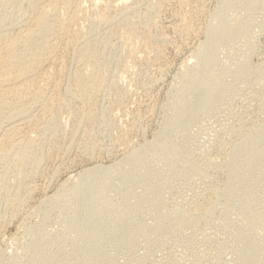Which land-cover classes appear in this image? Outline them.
<instances>
[{
  "label": "rangeland",
  "instance_id": "rangeland-1",
  "mask_svg": "<svg viewBox=\"0 0 264 264\" xmlns=\"http://www.w3.org/2000/svg\"><path fill=\"white\" fill-rule=\"evenodd\" d=\"M50 1L38 0V11L30 7L29 0H23L20 6L0 5V16L6 19V27H0V31L4 30L7 37L21 34L20 28L46 9L53 31L45 39H34L38 40V53L55 54L41 76L35 78L46 94L32 104L29 117L20 121L25 130L15 137L16 146L8 132L11 122L4 125L6 119L0 118V264H31L36 257L29 255V247L41 232L54 247L52 255H60L61 244L67 264L76 262L74 237H68L64 230L73 225L78 205L73 196L58 205L52 199L76 186L85 171L113 166L139 150L144 160L137 161L136 167L142 165L137 170L146 169L143 174L142 169L136 172L137 181L128 185L131 191L121 175L104 180L110 208L106 211L115 213L107 218L105 237L92 241L93 246L89 243L83 255H91L93 264H110L112 255L113 264H252L251 256L255 254L258 264H264V162L256 170L249 190L251 199H247L243 183L237 188L228 184L233 151L248 134L264 130L263 3L253 8L249 0H100L97 4L94 0H58L55 6ZM217 11L223 16L226 13L232 29L236 27L232 39L221 38L215 43L214 65L218 67L210 68L219 72L227 66L228 73L223 76L227 92L220 102L205 107V112L196 102L193 108L199 112L179 126L174 114L182 74L185 66L195 64L197 52L205 48L207 28ZM19 48V55H31L23 44ZM34 122H43L41 132H37ZM152 143L159 146L158 152L147 150ZM21 148L27 161L20 159ZM179 148L185 157L176 152ZM169 156H175L181 166L171 167L167 162V167ZM146 171L152 183L142 179ZM240 171L238 164L231 166L232 174ZM152 184L159 192L155 199L149 195ZM125 200L127 206L130 204L132 236L123 230L129 219L121 224L115 219L124 210ZM207 203L213 208L208 216L203 206ZM188 214L196 217L195 222L176 223L177 217ZM254 218L260 219L263 226L251 222ZM159 225H164L160 233L156 232ZM86 256L81 257V263H91ZM106 258L109 261L105 262Z\"/></svg>",
  "mask_w": 264,
  "mask_h": 264
},
{
  "label": "bare ground",
  "instance_id": "bare-ground-1",
  "mask_svg": "<svg viewBox=\"0 0 264 264\" xmlns=\"http://www.w3.org/2000/svg\"><path fill=\"white\" fill-rule=\"evenodd\" d=\"M23 0H0V5L1 6H5L6 3L11 4V3H16L17 5H19L20 3H22ZM43 1V0H42ZM58 0H53L50 1L51 6H55L57 4ZM92 1V0H90ZM95 4L99 3L100 0H94ZM234 3V1H232ZM236 2V0H235ZM250 4H252L254 6H257L261 3L264 4V0H249ZM28 3V2H27ZM30 3V7L32 9H37V11L39 10V8H37V3L39 5L38 0H29ZM41 3V2H40ZM103 3V2H102ZM118 3V2H117ZM121 3V2H120ZM118 3V4H120ZM227 3H229L227 1ZM231 3V6L232 4ZM42 4V3H41ZM49 4V5H50ZM262 4V6H264ZM21 5V4H20ZM19 5V6H20ZM230 5V4H229ZM7 6V5H6ZM251 6V5H250ZM260 6V5H259ZM233 7V6H232ZM258 7V6H257ZM261 7V6H260ZM30 8V9H31ZM225 7H223L224 9ZM254 8V7H253ZM29 10V9H28ZM27 11V10H26ZM49 11V9H48ZM223 12V10H221ZM220 11V12H221ZM33 12V11H32ZM215 13V15L212 17L209 26H208V38L206 39V43L204 44L205 48L202 49V51L200 53L197 52V56L194 58L195 59V64L191 65V66H185V71L182 74V88L180 90L179 93V99L176 105V110H175V114H174V120L176 121V123L181 126L186 120L193 118L198 112L197 110H194V104L197 102V107H202L203 111L205 112L204 109L207 108H211L213 105H215L216 103L220 102V100L222 98H224V95H226L225 93L226 91V87H225V81L224 77H226V70H227V66L226 69L224 67V70L220 69L221 71L219 72H213L211 71L213 69V67H211L212 65L216 64L215 62V52H214V45L215 43L221 39V38H226L225 40H230L234 37V34H232L233 31H235L236 27L234 29H232L231 25L232 22L230 23L229 20H227V18H225V15L223 16L221 13ZM56 13V12H55ZM62 13V12H61ZM224 13V12H223ZM54 14V13H53ZM28 15V14H27ZM33 15V14H32ZM37 15V13H36ZM125 16V15H124ZM27 17V16H26ZM32 17V16H31ZM35 17V16H34ZM46 9H41L40 12H38L37 17L31 22L30 25L28 23V25L26 24L25 26H21L22 29L20 28V32L21 34H19L16 37H7V33L3 32L4 30L0 31V118H3L2 121H4V118L6 119V121L4 122V125L6 123L12 124V126H8L10 127V129L8 130V132L10 133L9 135L12 136V138L14 137V144L16 142H18V138L15 141V137L20 136L22 134V131L25 130V128H23L25 126H22L23 123H21L20 121L25 118V116L27 115L30 110H32L33 105H36V102H38L40 100V98L42 99V97L44 96L45 90H43L42 88L38 87L37 81L38 79H35L36 76L39 78L41 76V73L44 71L45 69V65L48 64V62H52L54 60V56L55 54H51L48 53L46 54V52H43V54L38 53V48L36 47L37 41L36 39H34V37H40L41 40L45 39L49 34L52 33L53 31V27L52 25L49 24V20L46 18ZM23 19V18H22ZM5 17L2 15V17L0 16V27L2 28L3 24L5 23ZM23 21V20H22ZM18 22V21H17ZM27 22V21H26ZM57 22V21H56ZM235 22H233L234 24ZM12 25V24H11ZM16 25V23L14 24ZM21 25V24H20ZM231 25V26H230ZM236 25V24H234ZM4 27V26H3ZM6 27V26H5ZM4 27V28H5ZM11 27V26H10ZM17 27V26H16ZM234 27V26H233ZM0 28V29H1ZM56 29V27H55ZM3 36V37H2ZM12 36V35H11ZM47 40V39H46ZM87 40V39H86ZM223 40V39H222ZM48 43V42H47ZM46 43V46H47ZM21 44H23L26 48V50L28 51V53H31L30 56H28V58L26 56L23 55H19V52L17 51V47L18 49L19 46H21ZM44 45V44H43ZM57 47V46H56ZM24 48V49H25ZM46 48V47H45ZM52 48V47H51ZM23 49V50H24ZM47 49V48H46ZM37 50V52H36ZM56 53V52H55ZM59 53V52H58ZM47 55V56H46ZM59 55V54H58ZM57 56V54H56ZM51 64V63H49ZM192 64V63H191ZM215 66V65H214ZM88 67V66H87ZM218 67V66H215ZM214 67V68H215ZM85 68V67H84ZM211 68V70H210ZM216 69V68H215ZM219 69V68H217ZM230 69V68H228ZM52 71V70H51ZM50 71V72H51ZM232 72L231 69L229 71V73ZM236 73V72H235ZM225 74V76H224ZM239 75V71L238 74ZM83 76V75H82ZM224 76V77H223ZM44 77V75H43ZM86 78V77H85ZM60 79V77H59ZM49 81V80H48ZM41 86V85H40ZM42 87V86H41ZM47 87V86H46ZM55 87V86H54ZM68 92V91H67ZM71 92V91H70ZM69 92V93H70ZM55 93V92H54ZM60 93V92H59ZM58 94V93H57ZM72 95V94H71ZM69 98V97H68ZM73 98V97H72ZM58 99V98H57ZM45 100V99H44ZM76 101V100H75ZM40 102V101H39ZM48 102V101H47ZM79 102V100H78ZM33 104V105H32ZM39 104V103H38ZM37 104V105H38ZM32 105V106H31ZM45 106V105H44ZM53 106V105H51ZM51 106H49L48 111H50ZM56 106V105H54ZM54 106L52 108H54ZM35 107V106H34ZM47 107V106H46ZM196 108V107H195ZM196 108V109H198ZM44 109V108H43ZM34 110V109H33ZM54 111V110H52ZM33 112V111H32ZM42 112V110H41ZM46 112V111H45ZM48 112V113H49ZM45 114V113H44ZM52 113H50L51 115ZM46 115L47 112H46ZM43 116V115H42ZM21 118V119H20ZM27 118V117H26ZM31 118V117H30ZM47 118V117H46ZM44 117V121L46 119ZM49 118V117H48ZM20 119V120H18ZM28 119V118H27ZM36 119V118H35ZM34 119V120H35ZM41 121H42V117H40ZM54 119V118H53ZM18 120V121H17ZM31 120V119H30ZM29 120V122H30ZM27 121V120H25ZM32 121V120H31ZM36 121V120H35ZM40 121V120H39ZM55 121V120H54ZM17 122H20L19 124H17ZM33 123V122H31ZM35 123V122H34ZM37 123V122H36ZM35 123V124H36ZM43 123V122H41ZM41 123H37L36 127H37V132H41V128L42 125ZM1 124V123H0ZM28 124V123H27ZM55 124V123H54ZM3 125V126H4ZM32 126H35L33 124H31ZM29 126V125H28ZM26 126V127H28ZM41 126V127H40ZM45 126V125H44ZM51 126V125H50ZM49 126V127H50ZM2 127V126H1ZM5 127V126H4ZM31 127V126H30ZM35 127V128H36ZM47 127V126H46ZM33 128V127H32ZM60 128V127H59ZM1 129V128H0ZM6 129V128H5ZM31 129V128H30ZM28 129V130H30ZM43 129V128H42ZM7 130V129H6ZM33 128V132H34ZM46 130V129H45ZM49 131V130H48ZM54 131V130H53ZM57 131V130H56ZM55 131V132H56ZM7 132V131H6ZM7 132V135H8ZM27 132V131H26ZM24 134V131H23ZM33 134V133H31ZM57 134V133H55ZM4 135V134H3ZM8 135V136H9ZM48 135V134H47ZM2 136V135H1ZM5 136V135H4ZM22 136V135H21ZM31 136V135H30ZM55 136V135H54ZM169 136V135H168ZM167 136V137H168ZM50 137V136H49ZM170 137V136H169ZM6 138V137H5ZM12 138H8L10 140H12ZM20 138V137H19ZM46 138V137H45ZM7 139V140H8ZM22 139V138H21ZM62 139V138H61ZM172 139V137H171ZM171 139H169L171 141ZM20 140V139H19ZM33 141V140H32ZM21 142V141H20ZM19 142V143H20ZM57 142V141H56ZM172 142V141H171ZM169 142V143H171ZM1 143V142H0ZM9 143V145H10ZM22 143V142H21ZM25 143V142H24ZM31 143V142H30ZM29 143V144H30ZM33 143V142H32ZM53 143V142H52ZM167 143V139L166 142L164 143L166 145ZM8 144V143H7ZM18 144V143H16ZM51 144V143H50ZM8 145V147H9ZM26 145V144H25ZM16 146V145H15ZM14 146V147H15ZM29 146V145H28ZM33 146V145H32ZM52 146V145H51ZM55 146V145H54ZM149 146V145H148ZM18 147V146H17ZM27 147V146H25ZM31 147V146H29ZM145 147V146H144ZM143 147V149H144ZM168 147V146H167ZM1 148V147H0ZM24 148V147H23ZM2 149V148H1ZM14 149V148H13ZM22 149V148H21ZM20 149V150H21ZM25 149V148H24ZM27 149V148H26ZM25 149V150H26ZM31 149V148H30ZM38 149V148H37ZM58 149V148H57ZM140 149V148H139ZM159 146L155 143H152L150 145L149 148H147V150L150 153H156L159 151ZM10 150V149H9ZM40 150V149H39ZM8 151V150H7ZM19 151V149H18ZM31 151V150H30ZM29 151V152H30ZM37 151V150H36ZM35 151V152H36ZM2 152V151H1ZM11 152V151H10ZM9 152V153H10ZM147 152V151H146ZM147 152V153H149ZM176 152L178 154H180L181 156L185 157L184 152L182 151V148H179L176 150ZM50 153V152H49ZM15 154L17 155V153L15 152ZM18 154L21 156L20 159H23L24 154H26V152L22 149V151L18 152ZM146 154V153H145ZM4 155V154H3ZM10 154H8L9 156ZM18 155V156H19ZM31 155V154H30ZM144 154L142 153L141 150L139 151H135L133 153H131L129 156L126 155V158L124 160H121V162L114 164L113 166L110 167H105V168H93L91 170L85 171L84 173H82L79 177V180L77 182V185L74 186L72 189L70 190H66L63 191V193L60 195H56L53 199L52 202L55 205H58V203L63 202L64 200L67 199H71L72 200V196L74 197V201L75 203L78 205V211L76 213L73 214L72 216V223L73 225L71 227H69L68 229L64 230L66 232H64L68 237L71 236L74 237L73 241H72V245L74 244L75 248L73 249V254H75L77 256V261L74 262L73 264H84L82 262H80L81 257H84L86 255H83L85 252V248L88 247L89 243H91L92 245V241L99 239L100 237H102V235H104L107 232V228H106V221L107 218H109L111 215L110 213L112 211H109L110 213H108L106 211V209H110L107 206L108 202H107V197L105 196V192L106 187L104 185V180L107 177H113L116 175H121L125 184L131 185L134 184L136 180L135 174L137 172L138 174V167H136V164L138 163V160L143 159L142 156ZM5 156V155H4ZM7 156V154H6ZM40 156V155H39ZM10 157V156H9ZM14 157V156H13ZM25 157V156H24ZM33 157V156H32ZM31 157V158H32ZM144 157V156H143ZM19 158V157H18ZM27 158V157H26ZM37 158V157H36ZM51 158V157H50ZM3 159V158H2ZM5 159V158H4ZM16 159V158H15ZM25 159V158H24ZM23 159V160H24ZM39 159V158H38ZM43 159V158H42ZM7 160V159H6ZM5 160V161H6ZM17 160V159H16ZM22 160V161H23ZM26 160V159H25ZM144 160V159H143ZM142 160V161H143ZM8 161V160H7ZM10 161V160H9ZM8 161V162H9ZM20 161V160H19ZM18 161V163H19ZM27 161V160H26ZM29 161V160H28ZM32 161V160H31ZM30 161V162H31ZM36 161V160H35ZM41 161V160H40ZM142 161H139L142 162ZM10 162H13L12 160ZM144 164L146 163V161H143ZM142 162V164H143ZM167 165L169 162L170 166H179L180 162L179 160L174 156H169L166 158L165 160ZM264 162V130L261 129L260 131H258L256 134H248V136L246 137V139L244 140L243 144L241 146H239L237 149H235L232 153V158L230 161V164L228 166V173H229V180H228V184L232 187V188H237L239 186L240 183L244 184V188L246 190V196L247 199H251L250 194H249V190L252 186L253 180L256 178V170L262 165V163ZM5 163V162H4ZM16 163V162H15ZM17 163V164H18ZM16 164V165H17ZM33 164V163H32ZM147 164V163H146ZM234 164H238L241 167V171L239 172V174H232L231 173V166ZM1 165V163H0ZM19 165V164H18ZM15 166V167H18ZM20 166V165H19ZM25 166V165H24ZM38 166V165H36ZM142 166V165H141ZM140 166V167H141ZM169 165H167L168 167ZM169 166V167H170ZM181 166V165H180ZM11 167V166H10ZM22 167V166H20ZM38 168V167H37ZM129 168V169H128ZM149 168V167H148ZM18 169V168H17ZM21 168H19L20 170ZM142 169V174H143V169L145 170L146 168H141ZM141 169L139 172H141ZM7 170V169H6ZM13 170V169H12ZM26 170V169H25ZM58 170V169H57ZM8 171V170H7ZM148 171V170H147ZM144 172V178H146L147 180L151 181V178L149 177V171L148 172ZM24 172V171H23ZM34 172V171H33ZM32 172V173H33ZM146 173V174H145ZM148 173V174H147ZM154 173V172H153ZM5 174V172H4ZM10 174V173H8ZM29 174V173H28ZM140 174V173H139ZM14 175V174H13ZM18 175V174H17ZM24 175V174H23ZM36 175V174H35ZM141 175V174H140ZM151 175H153L151 173ZM150 175V176H151ZM5 176V175H4ZM9 176V175H8ZM27 176V175H26ZM138 176V175H137ZM154 176H156L154 174ZM22 177V176H21ZM20 177V178H21ZM152 177V176H151ZM138 178V177H137ZM140 178V177H139ZM155 178V177H154ZM142 179L140 180L142 183H144L142 181ZM147 180H145V182H147ZM156 180V178H155ZM4 181V180H2ZM1 181V182H2ZM11 181V180H9ZM139 181V180H138ZM149 181V183H150ZM157 181V180H156ZM19 182V181H18ZM22 182V181H21ZM50 182V181H49ZM154 182V181H153ZM148 183V182H147ZM152 183V181H151ZM150 183V184H151ZM1 184V183H0ZM3 184V183H2ZM1 184V185H2ZM146 184V183H145ZM144 184V185H145ZM24 185V184H23ZM22 185V186H23ZM156 185V184H155ZM154 184L151 185V188L149 187V189L152 190V194H149L150 196H152L154 198V196L156 194H159V192H157L156 190V186ZM20 186V185H19ZM21 186V187H22ZM147 187V186H146ZM147 187V189H148ZM17 188V187H16ZM31 188V187H30ZM3 189V188H2ZM18 189V188H17ZM21 189V188H19ZM131 188L128 186V190H130ZM30 191V190H29ZM128 191V192H129ZM219 191V190H218ZM2 192V191H0ZM67 192L71 193L72 195H68ZM147 192V191H146ZM57 193V192H56ZM123 193V192H122ZM125 193V192H124ZM132 193V192H131ZM129 193V194H131ZM151 193V192H149ZM3 194V193H2ZM105 194V195H104ZM133 196L135 197V193H132ZM135 194V195H134ZM146 194V193H145ZM217 194V192H216ZM7 195V194H6ZM21 195V194H20ZM123 195V194H122ZM121 195V197H122ZM125 195V194H124ZM123 195V196H124ZM147 195V194H146ZM148 195V197H149ZM24 196V195H23ZM22 196V197H23ZM130 195L128 198L131 199ZM159 196V195H158ZM21 197V196H20ZM126 197V196H125ZM157 197V195H156ZM219 197V196H218ZM224 197V192L220 189V198ZM9 198V197H8ZM12 198V196H11ZM123 198V197H122ZM125 198V199H128ZM133 198V197H132ZM146 198V197H145ZM124 199V198H123ZM123 199H120L121 202L123 201ZM128 199V200H129ZM138 199V196H137ZM144 199V198H143ZM155 199V198H154ZM153 199V200H154ZM158 200V198H156ZM8 200V199H7ZM11 200V199H10ZM17 200V199H16ZM51 200V199H50ZM119 200V202H120ZM136 200V199H134ZM140 200V198H139ZM139 200H137L139 202ZM152 200V201H153ZM160 200V197H159ZM145 201V200H144ZM148 202L150 200H147ZM134 202V201H132ZM137 202V204H138ZM148 202H144V203H148ZM155 200L152 202L154 205ZM27 203V202H26ZM52 203V204H53ZM129 203V202H128ZM140 203H143L140 202ZM151 203V201H150ZM158 203V202H157ZM155 203V205L157 204ZM160 203V202H159ZM52 204H50L49 206L52 208ZM53 204V205H54ZM120 204V203H119ZM135 204V203H134ZM149 204V203H148ZM161 204V203H160ZM159 204V206H160ZM9 205V204H8ZM18 205V204H17ZM127 200H125L123 202V207L124 210L122 209L119 210L121 211L119 215H117V217H115L116 221L120 222L126 220L129 217V206H127ZM146 205V204H145ZM151 205V204H149ZM228 205H230V203H228ZM121 206V205H120ZM119 206V207H120ZM144 206V205H142ZM147 206V205H146ZM157 206V205H156ZM203 206H205V209L207 210V216L211 214L212 212V207L210 203L207 204H203ZM57 207V206H56ZM131 207H133V205H131ZM138 208V205L136 206ZM161 207V206H160ZM54 210H56L55 206L53 207ZM59 208V207H58ZM122 208V207H121ZM135 208V206L133 207ZM142 208V207H141ZM12 209V208H11ZM27 209V208H26ZM36 209V208H35ZM98 210V211H94ZM119 209V208H118ZM131 209V208H130ZM140 209V208H138ZM159 208H157L158 211ZM161 209V208H160ZM159 209V210H160ZM21 210V209H20ZM25 210V209H24ZM52 211V210H51ZM118 211V210H117ZM118 211V212H119ZM162 211V210H161ZM13 212V211H12ZM20 213V212H19ZM113 215L115 212H112ZM111 213V214H112ZM117 213V212H116ZM11 214V213H10ZM21 214V213H20ZM158 214H160L158 212ZM156 214V215H158ZM49 215V214H48ZM112 215V216H113ZM176 215V214H175ZM160 216V215H159ZM174 216V215H172ZM179 216V215H177ZM175 217V216H174ZM45 218V217H44ZM48 218V216H47ZM45 218V219H47ZM111 218V217H110ZM113 218V217H112ZM130 218V217H129ZM128 218V219H129ZM156 218V217H155ZM173 218V217H171ZM170 218V219H171ZM178 218V219H177ZM177 218H173L174 220L177 219L176 223L178 222V224H181L183 221L187 220L190 222H195L194 219H196V217L194 218L191 214H188L186 216H181V217H177ZM260 218V217H259ZM44 219V220H45ZM114 219V218H113ZM49 220V219H48ZM172 220V219H171ZM6 222V221H5ZM48 222V221H47ZM159 222V221H157ZM175 222V221H174ZM172 222V223H174ZM251 222H254L255 224H257V226H263V224L261 223L260 219H255ZM3 223V222H2ZM46 224V222H45ZM42 225V224H40ZM44 225V222H43ZM42 225V226H43ZM41 226V227H42ZM133 226L131 219H129V224L127 226V228L123 229L124 230V234H128L131 235L129 233L130 228ZM164 225H159L158 229L156 230V232L160 233L164 230L163 228ZM173 226V224H172ZM175 226V225H174ZM1 227V226H0ZM46 227V226H45ZM44 227V228H45ZM264 227V226H263ZM2 228V227H1ZM157 228V227H156ZM43 229V228H42ZM37 230V229H36ZM122 230V231H123ZM38 231H41L40 229ZM37 231V232H38ZM44 231V230H42ZM121 231V229H120ZM121 231V232H122ZM36 232V231H35ZM34 232V233H35ZM119 232V233H121ZM42 233V232H41ZM38 236L37 238H33L35 241L34 243L29 247L30 250V254L34 257H36L35 259H33V262H31V264H67V260L66 258L63 256V254L65 252H63L62 250L64 249L63 245L60 244V252L58 249V253H60V255H52L51 254V248L53 247L52 245H50L49 240L43 235L41 234ZM63 233V232H62ZM63 233V234H64ZM118 233V234H119ZM123 233V232H122ZM157 233V234H158ZM117 235V234H116ZM120 235V234H119ZM156 235V234H155ZM153 235V236H155ZM122 236H124L122 234ZM132 236V235H131ZM36 237V236H35ZM63 236H61L62 238ZM105 237V235L103 236ZM125 237H127L125 235ZM151 237V236H150ZM116 238V237H114ZM118 238V237H117ZM67 239V238H66ZM103 240V238H101ZM113 239V238H112ZM121 241L124 240L120 238ZM63 240V239H62ZM65 240V238H64ZM114 240V239H113ZM69 241V239L67 240ZM119 240H117L118 242ZM125 241V240H124ZM60 242V241H59ZM58 242V243H59ZM63 242V241H62ZM101 242V240H100ZM120 242V241H119ZM57 243V242H56ZM65 242H63L62 244H64ZM68 243V242H67ZM66 243V245H67ZM123 243V242H122ZM121 243V244H122ZM79 244H83L85 247L80 248ZM118 244V243H117ZM124 244V243H123ZM122 244V245H123ZM57 245V244H56ZM71 245V246H72ZM90 245V246H91ZM95 245V244H94ZM99 245V244H98ZM119 245V244H118ZM93 246V245H92ZM97 246V245H96ZM95 246V247H96ZM120 246V245H119ZM57 247V246H56ZM59 247V245H58ZM57 247V248H58ZM54 248V247H53ZM56 248V249H57ZM68 248V247H67ZM94 249V247H92ZM100 249V247H97ZM151 249V248H150ZM40 250V251H39ZM54 250V249H53ZM91 250V249H90ZM96 250V249H95ZM101 250V249H100ZM149 250V249H148ZM65 251V250H64ZM93 251V250H91ZM106 251V250H105ZM151 251V250H150ZM94 252V251H93ZM98 252V251H97ZM53 253V252H52ZM63 253V254H62ZM90 254H93L89 251ZM95 253V252H94ZM99 253V252H98ZM106 253V252H105ZM111 253V252H110ZM114 253V252H113ZM149 253V252H148ZM147 253V254H148ZM97 254V253H96ZM101 254V253H100ZM104 254V253H103ZM107 255H109L108 253H106ZM105 254V255H106ZM117 254V253H116ZM98 255V254H97ZM96 255V258H97ZM104 255V257H105ZM111 255V254H110ZM115 255V254H114ZM31 256V257H32ZM89 256L88 258H90L91 255H87ZM86 256V257H87ZM95 256V255H93ZM148 256V255H147ZM146 256V257H147ZM38 257L40 259H38ZM94 257V259H96ZM99 258V257H98ZM83 259V258H82ZM109 259V257H108ZM113 255H112V260L110 261V264H113ZM103 260V258H102ZM107 258L104 260L106 262ZM29 261H31L29 259ZM91 261V258H90ZM97 262H99L96 259ZM96 261H94L95 263H97ZM101 261V259H100ZM109 261V260H107ZM88 262V261H87ZM93 261L85 263V264H93ZM115 262V261H113ZM251 262L252 264H258L259 263V258L257 255L253 254L251 256ZM30 263V262H29ZM102 263V261H101ZM142 263V262H141ZM140 263V264H141ZM107 264V263H106ZM109 264V262H108ZM139 264V262H138Z\"/></svg>",
  "mask_w": 264,
  "mask_h": 264
}]
</instances>
